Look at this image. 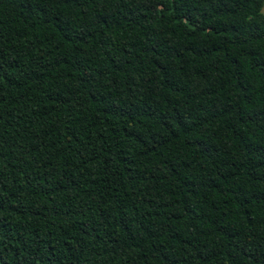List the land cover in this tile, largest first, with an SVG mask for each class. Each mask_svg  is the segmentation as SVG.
Returning a JSON list of instances; mask_svg holds the SVG:
<instances>
[{"label": "trees", "instance_id": "obj_1", "mask_svg": "<svg viewBox=\"0 0 264 264\" xmlns=\"http://www.w3.org/2000/svg\"><path fill=\"white\" fill-rule=\"evenodd\" d=\"M264 0H0V264H264Z\"/></svg>", "mask_w": 264, "mask_h": 264}, {"label": "rangeland", "instance_id": "obj_2", "mask_svg": "<svg viewBox=\"0 0 264 264\" xmlns=\"http://www.w3.org/2000/svg\"><path fill=\"white\" fill-rule=\"evenodd\" d=\"M263 12H264V7H263Z\"/></svg>", "mask_w": 264, "mask_h": 264}]
</instances>
